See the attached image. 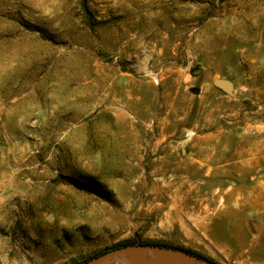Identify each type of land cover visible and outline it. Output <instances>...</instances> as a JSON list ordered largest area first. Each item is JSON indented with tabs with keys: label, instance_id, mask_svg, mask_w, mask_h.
I'll return each instance as SVG.
<instances>
[{
	"label": "rangeland",
	"instance_id": "obj_1",
	"mask_svg": "<svg viewBox=\"0 0 264 264\" xmlns=\"http://www.w3.org/2000/svg\"><path fill=\"white\" fill-rule=\"evenodd\" d=\"M83 2L0 0V264H264V0Z\"/></svg>",
	"mask_w": 264,
	"mask_h": 264
},
{
	"label": "water",
	"instance_id": "obj_2",
	"mask_svg": "<svg viewBox=\"0 0 264 264\" xmlns=\"http://www.w3.org/2000/svg\"><path fill=\"white\" fill-rule=\"evenodd\" d=\"M218 86L224 90H227V87L223 84H218ZM152 257H154V259L150 260L149 258ZM117 261H124L125 264L205 263L197 257L182 250L153 245H131L110 250L84 264H114Z\"/></svg>",
	"mask_w": 264,
	"mask_h": 264
},
{
	"label": "trees",
	"instance_id": "obj_3",
	"mask_svg": "<svg viewBox=\"0 0 264 264\" xmlns=\"http://www.w3.org/2000/svg\"><path fill=\"white\" fill-rule=\"evenodd\" d=\"M83 9H84L85 13L87 14V16H89L88 19L91 20V13H90V9H89L88 4H87V0H84V2H83ZM131 245H153V246H158V247H166V248H171V249H176V250H182V251L187 252V253H189V254H191V255L199 258V259L205 260V261L209 262L210 264H217L214 260L209 259L207 257H204L203 255H201L199 253H196V252H194L192 250H189V249H186V248H183V247H176V246H171V245H168V244H160V243H139L136 240L124 242V243H122L120 245L115 246L112 249H109L107 251L102 252L100 255H102V254H104V253H106V252H108L110 250H113V249H117V248L125 247V246H131ZM98 256H96V257H98Z\"/></svg>",
	"mask_w": 264,
	"mask_h": 264
},
{
	"label": "bare ground",
	"instance_id": "obj_4",
	"mask_svg": "<svg viewBox=\"0 0 264 264\" xmlns=\"http://www.w3.org/2000/svg\"><path fill=\"white\" fill-rule=\"evenodd\" d=\"M150 260L154 259V257L152 258H149ZM114 264H125L124 261H117L116 263ZM200 264H205V263H200Z\"/></svg>",
	"mask_w": 264,
	"mask_h": 264
}]
</instances>
